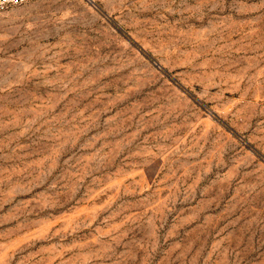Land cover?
Instances as JSON below:
<instances>
[{"label":"rangeland","instance_id":"374dc122","mask_svg":"<svg viewBox=\"0 0 264 264\" xmlns=\"http://www.w3.org/2000/svg\"><path fill=\"white\" fill-rule=\"evenodd\" d=\"M0 264H264V0L0 11Z\"/></svg>","mask_w":264,"mask_h":264},{"label":"built area","instance_id":"2783aa9c","mask_svg":"<svg viewBox=\"0 0 264 264\" xmlns=\"http://www.w3.org/2000/svg\"><path fill=\"white\" fill-rule=\"evenodd\" d=\"M31 0H0V11L9 9L14 6L22 5Z\"/></svg>","mask_w":264,"mask_h":264}]
</instances>
